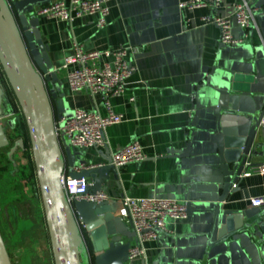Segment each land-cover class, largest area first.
Returning a JSON list of instances; mask_svg holds the SVG:
<instances>
[{"label": "crops", "instance_id": "obj_1", "mask_svg": "<svg viewBox=\"0 0 264 264\" xmlns=\"http://www.w3.org/2000/svg\"><path fill=\"white\" fill-rule=\"evenodd\" d=\"M180 1L106 0L109 14L103 28L95 26V16L80 17L71 24L37 16L42 42L49 48L50 72L62 81L63 116L75 109L106 114L100 95L72 91L68 86L67 75L77 64H65L64 60L75 44L84 52L127 46L126 60L135 68L124 92L109 99L112 111L121 114L122 121L106 127L108 149L70 150L76 163L97 165L106 163L108 152L132 141L140 144L144 159L122 164L107 176L99 175L101 191L109 197L111 217H118L124 196L173 199L186 205L187 217L170 221L167 231H158L154 240L144 243L145 258H132L128 264H264V231L256 224L226 240L220 239L219 230L224 224L223 210H248L249 199L264 196V175L252 173L245 165L235 190L222 202V212L215 215L223 174L220 148L208 123L213 118L201 109L193 125L196 95L201 105L209 106L216 103L218 89L248 84L245 78L254 80L255 47L264 44V0H221L217 6L193 9L180 8ZM242 2L254 9L248 37L241 44L221 45L218 27L203 23L201 18L230 17L231 34L239 39L243 31L232 14L234 4ZM207 77L212 88L200 86ZM206 95L211 99L206 100ZM252 150L256 153L249 163L263 162L261 121ZM129 241L134 244V237Z\"/></svg>", "mask_w": 264, "mask_h": 264}, {"label": "water", "instance_id": "obj_2", "mask_svg": "<svg viewBox=\"0 0 264 264\" xmlns=\"http://www.w3.org/2000/svg\"><path fill=\"white\" fill-rule=\"evenodd\" d=\"M50 1L0 0V68L25 125L53 263L128 264L129 240L134 237L130 223L111 217V207L106 201H69L61 184L66 168L75 165L76 158L65 142L61 147L56 135L55 121L63 117L65 93L58 74L50 72L49 48L42 42L35 15V9ZM255 54L254 80L245 78L248 84L234 83L229 90L218 89L216 103L209 106L201 105L195 96L193 125L200 110L205 109L213 118L208 121L212 125L211 137L218 143L222 158L223 182L215 215L222 212V202L235 190L246 163L256 153L252 150L253 138L264 114V44L255 47ZM204 85L212 88L209 77L200 84ZM2 93L0 83V118ZM205 99L211 97L206 95ZM246 102L249 107L244 106ZM9 145L0 122V148ZM17 147L23 149L22 140L10 145L7 152L10 160ZM105 162L80 173L68 169V175L85 176L90 180L86 193H96L103 184L99 175L107 176L113 170L108 157ZM222 214L225 219L219 227L221 240L241 229L250 230L254 224L264 231V208L223 210ZM0 264H11L1 233Z\"/></svg>", "mask_w": 264, "mask_h": 264}, {"label": "built area", "instance_id": "obj_3", "mask_svg": "<svg viewBox=\"0 0 264 264\" xmlns=\"http://www.w3.org/2000/svg\"><path fill=\"white\" fill-rule=\"evenodd\" d=\"M221 0H183L180 8L193 9L207 5L217 6ZM246 2L235 3L232 18L243 31L241 38L235 39L231 34V18L203 16L201 21L218 27L219 43L231 46L243 43L248 37L252 21V11ZM109 7L106 0H51L48 4L35 9L36 16L57 18L71 24L75 19L95 16V26L103 28L107 23ZM129 48L120 45L114 50L84 52L75 44L74 51L64 62L76 63V69L67 75V83L72 91L85 90L91 96L100 95L106 108V114L101 115L96 110L75 109L68 116L55 121V131L61 147L64 142L69 148H107L105 137L106 127L122 121V115L114 113L109 99L120 96L125 89L127 80L134 74L135 68L128 64L126 57ZM103 60L101 64L97 63ZM264 127V114L261 119ZM109 165L115 169L118 166L145 158L141 146L132 141L115 152H108ZM252 173L264 175V161L255 165L247 162ZM94 165L79 162L69 169L74 173L93 168ZM63 190L69 201L84 200L93 203L108 202L109 197L103 191L93 194L86 193L89 180L85 176L72 178L67 168L61 178ZM250 208H264V196L249 199ZM117 216L130 223L134 232V244H130L128 258H145L144 243L154 240L158 231H167L170 221L187 217V207L184 203L173 199L146 197L130 198L124 196L120 201Z\"/></svg>", "mask_w": 264, "mask_h": 264}, {"label": "rangeland", "instance_id": "obj_4", "mask_svg": "<svg viewBox=\"0 0 264 264\" xmlns=\"http://www.w3.org/2000/svg\"><path fill=\"white\" fill-rule=\"evenodd\" d=\"M2 108L0 122L15 119L11 141L29 145L22 116L0 68ZM9 105V109L6 106ZM20 129V130H19ZM9 146L0 148V233L11 264H54L43 217L30 149H17L7 156Z\"/></svg>", "mask_w": 264, "mask_h": 264}, {"label": "flooded vegetation", "instance_id": "obj_5", "mask_svg": "<svg viewBox=\"0 0 264 264\" xmlns=\"http://www.w3.org/2000/svg\"><path fill=\"white\" fill-rule=\"evenodd\" d=\"M4 111H5V109H3V112ZM15 127H16V125H15V119L14 118L13 119H6L5 120L4 129H5L6 135H7L8 139H9L10 145H13L15 143L16 139L13 140V141H11V139L9 138L10 134L9 133L7 134V131L8 130H11V131L13 130V133H14ZM17 149H19V148L17 147Z\"/></svg>", "mask_w": 264, "mask_h": 264}, {"label": "trees", "instance_id": "obj_6", "mask_svg": "<svg viewBox=\"0 0 264 264\" xmlns=\"http://www.w3.org/2000/svg\"><path fill=\"white\" fill-rule=\"evenodd\" d=\"M15 102H16V101H15ZM16 104H17V103H16ZM16 106H18V105H16ZM6 107H7V109H9V105H8V106H6ZM19 112H20V110H19ZM15 123H16V124H18V123H17V121H16ZM19 130H20V129H19ZM27 146H28V148H29V145H27ZM27 146H26V145H24L23 147H24V148H27ZM29 149H30V148H29Z\"/></svg>", "mask_w": 264, "mask_h": 264}]
</instances>
